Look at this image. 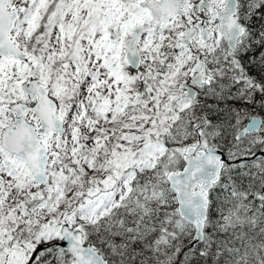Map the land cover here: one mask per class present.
<instances>
[{
    "label": "snow or ice",
    "instance_id": "obj_1",
    "mask_svg": "<svg viewBox=\"0 0 264 264\" xmlns=\"http://www.w3.org/2000/svg\"><path fill=\"white\" fill-rule=\"evenodd\" d=\"M0 264H264V0H0Z\"/></svg>",
    "mask_w": 264,
    "mask_h": 264
}]
</instances>
